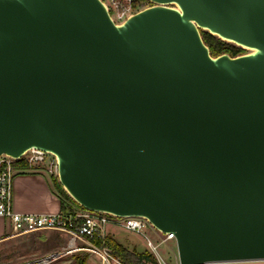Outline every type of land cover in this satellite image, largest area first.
<instances>
[{
    "label": "water",
    "instance_id": "95a60500",
    "mask_svg": "<svg viewBox=\"0 0 264 264\" xmlns=\"http://www.w3.org/2000/svg\"><path fill=\"white\" fill-rule=\"evenodd\" d=\"M147 1L119 24L0 0V155H54L74 202L173 233L179 264L264 260V0Z\"/></svg>",
    "mask_w": 264,
    "mask_h": 264
},
{
    "label": "built area",
    "instance_id": "2783aa9c",
    "mask_svg": "<svg viewBox=\"0 0 264 264\" xmlns=\"http://www.w3.org/2000/svg\"><path fill=\"white\" fill-rule=\"evenodd\" d=\"M107 6L112 19H126L131 14L141 10L147 0H102ZM123 20V21H124ZM46 153L38 149H30L19 158L0 155V217L9 222L10 232L7 237L22 235L43 230H54L65 233L68 240L60 250L46 254L43 257L21 264H51L68 255L86 252L94 255L98 264H123L114 256L108 247H101L93 242L97 237H105L109 226L120 227L126 231L144 234L143 229L150 223L143 217H119L109 213L89 211L77 208L74 211L58 212L55 214L19 213L12 209V192L14 177L23 172L38 171ZM52 155V154H50ZM51 165L57 175V160L54 155ZM52 167V166H51ZM152 226V225H151ZM161 233V232H160ZM163 234V233H161ZM166 240L175 239L173 233L163 234ZM79 242L83 245L79 246ZM147 246L157 255L158 264H167L159 256L157 247L147 240ZM152 253V254H153Z\"/></svg>",
    "mask_w": 264,
    "mask_h": 264
},
{
    "label": "rangeland",
    "instance_id": "374dc122",
    "mask_svg": "<svg viewBox=\"0 0 264 264\" xmlns=\"http://www.w3.org/2000/svg\"><path fill=\"white\" fill-rule=\"evenodd\" d=\"M149 5H151V3H143L141 7H137L132 12H135L136 10H139L141 8L143 9ZM113 20L116 23L120 24L121 22H123L124 19ZM240 48L244 51L241 54L250 52L249 49H244L242 47ZM52 161L53 156L50 154H46L44 156L43 162L38 166L39 171L46 174L49 179L51 177H57L55 168L53 165H51ZM76 209L77 208L73 207V210ZM108 233L112 235L114 239H116V241L122 243L129 250H136L138 252L148 251L153 253L151 250H149L147 246V240H150L157 247L158 254L164 260L165 263L179 264L175 239L166 240L164 235L161 234L154 227H152L151 224L147 225V227L143 229V235L135 232L126 231L116 226H109ZM67 240L68 236L65 233L54 230H43L32 233H26L22 235L12 236L4 240H0V264H21L27 261L43 257L48 253L60 250L61 247L66 245ZM78 244L79 246L83 245L82 242H79ZM73 255H68L55 262H52L51 264H70ZM88 255V264H98V262L95 260L94 255ZM154 255L157 257L156 254ZM157 259L159 261L158 257ZM206 264H264V260L210 262Z\"/></svg>",
    "mask_w": 264,
    "mask_h": 264
},
{
    "label": "trees",
    "instance_id": "16d2710c",
    "mask_svg": "<svg viewBox=\"0 0 264 264\" xmlns=\"http://www.w3.org/2000/svg\"><path fill=\"white\" fill-rule=\"evenodd\" d=\"M200 32L204 43L209 47L210 54L214 57L223 53H227L230 56H237L244 52L240 47L223 41L207 31L200 30ZM50 179L52 189L60 199V212H66L68 210L74 211L73 207L84 209L74 202L64 191L57 177H51ZM93 242L98 246L108 247L112 254L118 257L123 264H158L156 257L151 252H138L136 250H129L122 243L116 241V239H114V237L110 234H107L103 238L96 236L93 239ZM88 258V253H78L73 255L70 264H88Z\"/></svg>",
    "mask_w": 264,
    "mask_h": 264
},
{
    "label": "crops",
    "instance_id": "0c3cea01",
    "mask_svg": "<svg viewBox=\"0 0 264 264\" xmlns=\"http://www.w3.org/2000/svg\"><path fill=\"white\" fill-rule=\"evenodd\" d=\"M59 197L49 177L41 171L19 173L13 180L12 209L19 213L55 214L60 211ZM9 222L0 217V240L7 239Z\"/></svg>",
    "mask_w": 264,
    "mask_h": 264
}]
</instances>
